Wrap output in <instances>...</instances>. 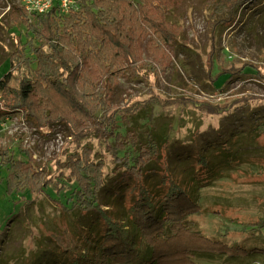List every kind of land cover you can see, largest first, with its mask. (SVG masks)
Listing matches in <instances>:
<instances>
[{
    "label": "trees",
    "instance_id": "obj_1",
    "mask_svg": "<svg viewBox=\"0 0 264 264\" xmlns=\"http://www.w3.org/2000/svg\"><path fill=\"white\" fill-rule=\"evenodd\" d=\"M183 1L77 0L78 9L68 14L54 8L32 15L14 5L8 15L12 26L25 34L16 37L11 69L0 78V117L20 113L39 129L64 126L76 140L98 126L93 132L120 168L115 185L126 216L117 218L102 204L107 161L96 160L87 146L59 161L54 176L30 161L9 157L1 162L9 172L7 194L42 193L53 185L61 194L70 190L63 186L69 182L75 187L67 203L57 206L68 215L93 217L88 228L73 232L63 227V234H51L63 258L57 264H192L202 254L244 259L258 250L264 253V248L229 245L197 230L191 219L201 212L196 188L192 195L175 177L167 153L173 142L157 138L153 121L145 134L135 128L120 130L119 119L135 114L115 105L120 81H147L167 68V47L179 34L172 18ZM254 1L216 4L231 16ZM202 106L211 115L223 112L219 105ZM152 176H158L154 187L148 185ZM234 222L254 238L264 236V215L252 223Z\"/></svg>",
    "mask_w": 264,
    "mask_h": 264
},
{
    "label": "rangeland",
    "instance_id": "obj_2",
    "mask_svg": "<svg viewBox=\"0 0 264 264\" xmlns=\"http://www.w3.org/2000/svg\"><path fill=\"white\" fill-rule=\"evenodd\" d=\"M21 1L0 0V78L11 69L16 37L24 38L25 29L8 19ZM217 1H183L172 18L179 34L167 47V68L147 81L121 80L115 105L135 112L119 119L121 131L135 128L145 134L153 121L157 138L172 140L167 152L171 169L192 195L196 188L201 212L191 219L197 230L229 245L261 249L264 236L254 238L234 221L252 223L264 215V1L255 0L231 16L218 10ZM204 104L219 105L223 112L208 114ZM94 129L76 140L64 126L39 129L20 113L0 117V264L60 263L51 234L63 227L78 232L93 219L68 215L57 206L67 203L75 187L69 182L63 186L70 190L61 194L56 185L42 193L7 194L9 172L1 162L9 157L45 167L54 176L59 161L83 146L91 148L96 160L103 157L108 164L102 204L117 218L126 216L115 185L120 168ZM157 181L152 176L148 185ZM257 252L244 259L202 254L192 264H264V253Z\"/></svg>",
    "mask_w": 264,
    "mask_h": 264
},
{
    "label": "built area",
    "instance_id": "obj_3",
    "mask_svg": "<svg viewBox=\"0 0 264 264\" xmlns=\"http://www.w3.org/2000/svg\"><path fill=\"white\" fill-rule=\"evenodd\" d=\"M21 5L30 14H45L54 8L68 14L78 9L77 0H22Z\"/></svg>",
    "mask_w": 264,
    "mask_h": 264
}]
</instances>
